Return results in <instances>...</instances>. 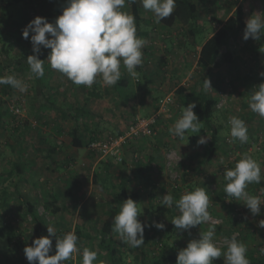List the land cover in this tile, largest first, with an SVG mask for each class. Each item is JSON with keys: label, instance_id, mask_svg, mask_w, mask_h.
Segmentation results:
<instances>
[{"label": "rangeland", "instance_id": "374dc122", "mask_svg": "<svg viewBox=\"0 0 264 264\" xmlns=\"http://www.w3.org/2000/svg\"><path fill=\"white\" fill-rule=\"evenodd\" d=\"M194 1L200 7L197 21L189 25L178 21L167 34L162 33L165 30L162 27L155 31L153 14L142 7L146 21L141 29L149 32L146 38H142L145 41L142 49L143 68L150 75H143L142 91L137 89L138 77H131L123 66L121 72L130 82L127 90L117 91L113 86L104 85L101 78L97 77L96 83L103 98L97 100L89 112L86 108L83 122L88 129L80 134L82 147H76L72 142L73 117L65 119L55 109H46L43 116L34 111L31 96L36 78L30 70L20 69L19 66L5 70L6 75L12 74L27 85L24 93L13 89L12 93L4 96L3 118L0 120V229L13 227L18 241L25 243L17 248L9 245L6 238L0 239V258L9 261L8 264L20 263L25 258L24 248L37 238V224L29 215L18 191L35 204L38 215L44 221L46 236H49L47 226L53 227L58 237L67 232L76 234L77 229H80L79 251L67 262L81 264V253L84 248H88L97 252V264H112L110 254L98 247L97 237L93 239L87 236L94 235L96 227L102 225L107 216L108 204L113 200L114 186L120 185L123 176L131 190H139L144 195L151 192L150 188L155 190L157 198L152 199L151 193H148L145 196L147 199L138 203L142 212L138 219L148 225L153 221L163 223L165 228L145 227L150 231V240L139 248L122 243L115 233L116 244L123 254L121 264H139L137 257L143 251L149 259L164 250L178 254L191 239H199L200 231H207L210 225H215L214 243L223 251L227 247L225 238L236 235L237 240L246 245L248 259L252 253L259 256L264 254L261 251L264 250V228L258 227L264 214H261L262 217H253L240 201L227 197L223 175L224 169L234 168L245 154L260 164L264 175V118L253 113L248 104L251 94L264 83V77L260 76L264 72V37L260 41L252 38L245 41L243 33H239L230 44L235 62L228 64L220 61L207 75L212 87L210 92L218 101L213 124L221 127L219 149L212 161L206 160L211 142L210 128L200 123L199 133L186 132L182 140L169 132V128L181 117L183 108L189 104L182 103L178 89L183 86L187 90L192 89L200 79L197 62L201 45L224 24L237 5H243L247 21L254 13L264 15V2ZM65 6L66 0H0V62H6L10 57L2 47H13L10 43L15 45L22 36L21 31L32 19L40 16L54 22ZM123 10L131 14L127 3ZM30 36L27 39L29 42ZM10 53L13 55L12 48ZM45 64L50 68L47 61ZM50 84L55 88L52 92L57 93L54 98L58 101L63 97L68 103L66 106L70 105L74 109L77 96L73 92L72 82L62 75L52 79ZM45 91L50 94L48 88ZM189 101L195 103L196 107L199 104L196 96ZM157 107L163 111L160 112V121L155 125L156 132L127 138L123 145L122 162L92 149V138L99 141L112 136L120 137L137 117H149L158 111ZM232 116L245 121L248 147L239 146V141L230 137L228 121ZM200 137L207 138V143L198 144ZM154 149L157 150V158L149 168L148 157ZM139 162L142 167L146 166L149 177L140 179L135 175V164ZM15 163L23 165V174L8 176L7 172L14 170ZM193 169L199 170L197 181L191 185L180 184L181 171ZM96 172L100 174L98 184L94 180ZM198 187L205 188L210 197L212 206L208 211L211 220L192 228L189 235L171 223L178 215L175 205L172 208L159 205L167 192L178 200L182 194ZM262 188L264 179L260 184L248 187L251 195L259 196L264 201ZM82 191L85 192L84 197ZM233 209L240 220L229 216ZM262 212L264 205L261 206ZM50 239L53 249L49 255H53L56 240L55 237ZM219 259L225 264L223 255ZM213 264H217L216 260Z\"/></svg>", "mask_w": 264, "mask_h": 264}, {"label": "clouds", "instance_id": "9594fccd", "mask_svg": "<svg viewBox=\"0 0 264 264\" xmlns=\"http://www.w3.org/2000/svg\"><path fill=\"white\" fill-rule=\"evenodd\" d=\"M145 11H150L154 22L159 24L172 16L176 8V0H139ZM127 5L137 3V0H66V6L54 22L37 16L23 29L22 36L32 44L33 55L27 57L30 72L35 78L45 76L44 60L39 59L42 49H50L47 62L55 70L70 80L76 86L91 88L100 77L106 86H115L121 80V67L127 73L137 78V68L143 64L142 49L145 41L137 36L134 15L123 9ZM264 37V15L252 14L246 21L243 39L260 41ZM264 77V72L260 73ZM0 85H9L21 93L27 91V85L13 75L0 77ZM203 87L209 89L210 81L205 79ZM249 108L261 118H264V83H261L248 101ZM195 103H189L183 108L182 115L169 128V132L179 139H184L186 132L199 133L200 120L195 114ZM230 137L241 144L249 139L248 129L244 120L232 116ZM198 144L207 143V138L200 137ZM226 185L224 192L227 197L240 201L253 217L261 214L264 201L259 196L250 195L249 185L260 184L264 175L260 164L251 156L245 154L234 168L224 169ZM264 193V188L261 189ZM160 205L175 209L178 212L172 225L178 230H184L191 235V229L211 220L208 211L210 197L203 187L186 192L178 200L171 193L164 195ZM142 214L138 203L131 198L120 206V211L114 216L112 232L118 234L122 243L132 248H139L144 243L145 227H155L163 230L165 225L153 221L151 225L143 224L138 217ZM258 227L264 228V219ZM215 225H210L207 231L199 233V239H191L187 246L180 250L176 264H213L223 255L225 264H250L247 258V247L237 240L236 235L225 238L226 251L214 243ZM49 236H42L32 241L24 248V254L29 264H65L79 251L78 237L74 232L57 236L53 227L47 226ZM55 237V254L49 255L53 249L52 239ZM264 251V250H261ZM81 264H97V252L84 248ZM102 264V262H100Z\"/></svg>", "mask_w": 264, "mask_h": 264}, {"label": "trees", "instance_id": "16d2710c", "mask_svg": "<svg viewBox=\"0 0 264 264\" xmlns=\"http://www.w3.org/2000/svg\"><path fill=\"white\" fill-rule=\"evenodd\" d=\"M232 2V1H231ZM235 2V0H233ZM232 2V3H233ZM264 2V0H263ZM131 14L135 17L136 22V28H137V35L141 38H146L149 35V32L146 30H142V24L146 21L143 16L142 11V5L139 1L137 3L130 5ZM200 15V7L198 3H196L194 0H176V8L169 18H166L161 23L154 24V29L157 31L158 28L162 27L165 30L162 31L163 34H167V31H169L178 21L183 23L184 25H189L190 23H195ZM246 27V14L243 5H237L234 12L226 19L224 24L217 29L211 37H209L202 45L201 49L199 51V57L197 62V70L201 73L200 79L198 80V83L191 89L187 90V87H180L178 89V94L181 97V101L183 104L190 103L189 99L193 96H196L199 100L198 106L195 108V114L198 116L200 123H202L204 126L211 129V142H210V148L208 150V153L206 155L207 161H212L214 158V155L219 149V134L221 127L215 126L214 118L217 112V99L214 97V95L210 92L209 89H205L203 87V81L207 78L208 73L212 71L213 68H215L220 61H224L228 64H233L235 62V56L234 52L230 48L231 40L238 35L239 33H244V29ZM22 32V31H21ZM193 36V30L190 31ZM22 34V33H21ZM13 45V47H10V49L7 46H3L2 50L5 51V53L10 56L6 60V62H0V77L8 76L12 74H5V70L9 67H15L19 66L20 69H26L30 70L29 65L27 64V57L29 55H33L32 50V44L31 42L27 41V39H24L23 36L19 37L18 41L15 43H10ZM9 44V45H10ZM8 48V49H7ZM13 51V55H11L10 51ZM14 48V50H13ZM50 49H42V55H39V59L46 61L47 55ZM44 69H45V76L43 78H36V84L33 89V95L31 96V104L34 108V111L40 115L43 116L46 109H55L59 113L62 114L63 118H74L75 125L73 127L72 131V139L73 144L76 147H82V141L80 139V134L83 132V130L88 129L87 125L83 122L84 115L87 113V107L88 112L89 108H91L97 100L103 98V94L98 86L97 83H94L91 88L85 87V86H76L73 85V92L75 93L76 97V104L74 109L71 108L70 105L66 106L68 104L63 97L61 99H58V101L54 98L57 97V93H53L52 91L55 89L50 84V81L55 78H59L62 76L59 72L52 70L48 68L44 62ZM137 72L139 73L138 76V90L142 91V77L143 75L145 77L149 76L150 74L147 73L144 68L143 64L142 66L137 68ZM115 90L121 91V90H127L130 87L129 80H126L124 77V74L121 76V80L118 82L117 85L113 86ZM45 88H48L50 90V94L46 93ZM12 88L9 85H0V120L2 117V107L4 105V96H8L10 93H12ZM82 103V104H81ZM158 109V107L156 108ZM131 125V124H130ZM155 130V129H154ZM156 132V131H155ZM154 132V133H155ZM142 136V135H141ZM133 138H137V136H134ZM93 141H97L95 137L91 139ZM249 140V139H248ZM248 141L246 143L241 144L239 142V146H246ZM123 148L121 152V160L118 162L123 161ZM150 157H148V167L150 164H152L156 158H157V150L154 149L152 151ZM114 158V157H112ZM108 166V164H107ZM13 171L11 170L7 172L8 176H12L15 173L23 174V165L19 163H15L13 165ZM109 167V166H108ZM136 169L138 170L137 173H135L136 176H139L140 179H144L145 177H149L147 175V172L145 171V167H142V163H136L135 164ZM150 168V167H149ZM147 168L148 170H150ZM124 178V176H123ZM121 179L119 186H114L115 190L113 193V200L108 204V211L107 216L105 217L102 225L100 227H96L94 230V235H88L89 238H95L99 241L98 247L102 250L107 251L112 260V264H121L123 261V254L122 251L118 248L114 235L115 233L112 232L113 227V220L114 216L119 213L120 206L123 204V202L131 198L137 203L141 202V200L147 199L145 196L148 195V193H151V198L154 199L157 195L154 194L155 190H151V192H147L145 195L142 194L139 190H131L130 187L127 186L124 179ZM197 178H199V170H192V171H181L179 183L182 185H191L197 181ZM94 180L95 183L98 184V181L100 180V174L96 172L94 174ZM226 184V181H225ZM249 194L251 195V190L247 189ZM21 200L25 203L27 207V211L29 215L32 217V219L37 224V238L46 236L45 235V225L44 221L40 218L38 215L37 208L35 204L32 202V200L24 195L21 192H17ZM85 192H81L82 197H84ZM71 196V193H69ZM81 197V198H82ZM157 198V197H156ZM232 205V203L228 204ZM161 206V205H159ZM211 208V207H210ZM213 210V209H211ZM147 212H149L147 210ZM236 211L234 212L231 210V216L236 221L240 220L236 216ZM149 230L148 228H145V244H147L150 240L149 237ZM80 229H77L76 235L79 238ZM151 234V233H150ZM151 236V235H150ZM6 238V242L9 245H12L14 247H22L23 244L18 241L17 233L15 229L11 226H6L5 229H0V239ZM27 244V243H26ZM25 255V254H24ZM178 254H171L167 253L166 250H164L162 253L154 254L152 259L148 258V254L143 251L140 253V256L137 257V261L139 264H176ZM249 260L252 264H264V254L259 256L256 253H252L249 255ZM9 261L6 259L0 258V264H8ZM24 264H29L26 257L21 261ZM17 263V264H21ZM217 264H222L221 259L216 260ZM65 264H71L70 262H65Z\"/></svg>", "mask_w": 264, "mask_h": 264}, {"label": "built area", "instance_id": "2783aa9c", "mask_svg": "<svg viewBox=\"0 0 264 264\" xmlns=\"http://www.w3.org/2000/svg\"><path fill=\"white\" fill-rule=\"evenodd\" d=\"M161 111H163V109L159 108L158 111H156L154 114H152L149 117H137L131 123L126 133L120 137L112 136V137H108L107 139L93 141L91 143L92 149L94 151L101 152L104 155H109L111 157H114L116 161H120L122 148L126 139L134 136H140V135L148 136L153 134L155 125L157 124L158 121H160ZM211 206H209V209Z\"/></svg>", "mask_w": 264, "mask_h": 264}, {"label": "crops", "instance_id": "0c3cea01", "mask_svg": "<svg viewBox=\"0 0 264 264\" xmlns=\"http://www.w3.org/2000/svg\"><path fill=\"white\" fill-rule=\"evenodd\" d=\"M234 10H235V9H234ZM234 10H233V12H234ZM233 12H232V13H233ZM232 13H231V14H232ZM222 25H223V24H222ZM222 25H221V26H222ZM221 26H220V27H221ZM220 27H219V28H220ZM219 28H218V29H219ZM211 35H213V34H211ZM211 35H210L209 37H211ZM205 41H206V40H205ZM205 41H204V42H205ZM200 49H201V47H200ZM200 49H199V50H200ZM72 142H73V141H72ZM193 170H195V169H193ZM137 171H138V170L136 169V173H137ZM137 174L139 175V173H137ZM147 175H148V173H147ZM138 177H139V176H138ZM261 214L263 215L264 213L262 212ZM261 214H260L259 216H256V217H262Z\"/></svg>", "mask_w": 264, "mask_h": 264}]
</instances>
